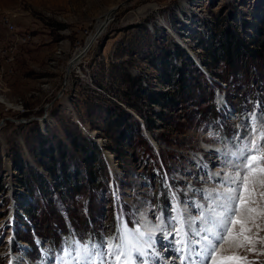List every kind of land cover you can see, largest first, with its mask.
<instances>
[{
	"label": "rangeland",
	"instance_id": "obj_1",
	"mask_svg": "<svg viewBox=\"0 0 264 264\" xmlns=\"http://www.w3.org/2000/svg\"><path fill=\"white\" fill-rule=\"evenodd\" d=\"M215 212L236 250L212 264H264V0H0V264L174 263L184 217ZM113 216L100 251L53 253Z\"/></svg>",
	"mask_w": 264,
	"mask_h": 264
},
{
	"label": "bare ground",
	"instance_id": "obj_2",
	"mask_svg": "<svg viewBox=\"0 0 264 264\" xmlns=\"http://www.w3.org/2000/svg\"><path fill=\"white\" fill-rule=\"evenodd\" d=\"M109 12H111L112 14L110 15V17L113 15V9L111 10V11H109ZM108 20L109 19H107L106 21H104V22H102L98 27H97V29H96V31L94 32V34L91 36V38H89V42L87 43V45H86V48H85V50H83L82 51V54L83 53H85L87 50H88V46H90V44H91V42H92V39H94V38H96L99 34H100V31H99V29L101 28V27H103V28H105V26H106V23L108 22ZM99 28V29H98ZM80 57V55L79 56H77V57H74L73 58V60L71 61V65H70V68L74 65V63H75V61L78 59ZM42 120V119H41ZM210 150H213V151H217L219 154H220V156H221V154H222V158L221 159H223V158H225V159H227V158H231L232 156L231 155H233L234 153H230L229 154V152H224V151H222L221 149L219 150L218 148H210ZM237 154V153H236ZM240 153L239 154H237V161H232V162H229V163H227L226 165H228L227 167H229L228 169H225V168H221L220 170L222 171V170H224V171H226L227 170V174L226 175H222V176H220V175H218V177H220V179H223V181H224V183L225 184H227V185H229V184H231V190H230V188H227V190L228 191H226L227 193H226V195L227 196H229L230 198H228V199H231L230 201L228 200V202H224V206L222 207L221 205V207L222 208H226V209H224V211H227L229 214H233V212H235V211H237L236 209H235V203L234 202H237V200L240 198V191H241V189H242V185H239V183L242 181L241 180V178H242V174H239V173H236V172H234V170H236V168L235 167H239L238 168V170H242V172H244L243 171V169H242V167H241V165L239 164V158H242V156L244 155V152L242 151V154L240 155ZM221 159H219V160H221ZM225 159H223V160H225ZM244 166V165H243ZM226 167V168H227ZM242 183V182H241ZM241 188V189H240ZM212 190V189H211ZM215 191H210V194H211V197H213V194L212 193H214ZM252 193H250V195H251ZM218 195V194H217ZM243 196H244V194H243ZM246 196H248V195H246ZM245 196V197H246ZM244 197V198H245ZM234 200V201H233ZM240 200V199H239ZM220 202V201H219ZM237 204V203H236ZM218 206V205H217ZM188 207L189 206H187L186 207V209L184 210V211H186V212H184V213H190V212H192V211H190L189 209H188ZM183 209H184V207H182ZM188 209V210H187ZM221 211V210H220ZM183 212H181V213H183ZM216 213V215H220V217H218V216H214V219H213V221L212 220H209V218H207V220H202L203 221V224L202 223H200L201 225H203V227L205 228V232H203L204 234H203V237H204V239H207V241L206 242H200L199 243V245H197V249H198V247L199 246H201V248L202 249H205V250H210V248L214 245V243H215V241H217V238L218 239H222L223 238V241L224 242H222L220 245H219V250L220 251H218L219 253V255H220V252L222 253V254H224V255H227L228 256V253L229 252H232L233 250L235 251L236 250V247L234 248V246H235V241H233L232 240V237L233 236H231L230 234L227 236V238L224 240V237H223V232H226V224H227V218H225V216L224 215H222V213L221 212H215ZM191 214V213H190ZM226 215V214H225ZM179 216V215H178ZM184 216V215H183ZM221 220H224V221H222L221 222ZM198 223V225H199V222H196L195 220H193L192 218H189V217H184V223L182 224V225H184L185 226V230H187V231H189V232H191V231H198L200 228L199 227H197L196 226V224ZM223 227V231H222V228ZM203 230V229H202ZM201 230V231H202ZM155 233H157V230H155L154 232H148V236H147V239L146 240H141L142 242L143 241H145V246L143 245V243H141V247H143L142 249L140 248V250L142 251V253H143V250H145V248H147V251H148V249H149V247L151 246L152 248H155V249H157V246H159L161 243H162V240H159L158 238H157V236H155V237H151V234L153 235V234H155ZM233 233V232H232ZM202 234V233H201ZM208 234H211L212 235V237L210 238V236H208ZM234 234V233H233ZM193 236V235H192ZM226 236V235H225ZM221 239L219 240V242L221 241ZM173 240H175V238H173ZM217 244V243H216ZM237 245V244H236ZM187 247V250L189 251V252H193L194 251V248H195V244L193 243V244H190V245H187L186 246ZM168 250L166 251V252H172L173 251V248L172 247H168L167 248ZM219 257L220 256H216L215 255V259H213V262L214 261H218V260H221V259H219ZM221 258H223V257H221ZM218 259V260H217ZM19 260V259H18ZM17 259L15 260V262L14 263H16V264H20L19 263V261H18ZM172 261H174V263L172 262H169V260H168V262L170 263V264H176V263H178L179 261H180V257L179 256H173L172 257ZM219 262V261H218ZM225 262V261H224ZM224 262H222L221 264H224ZM212 264V263H211ZM219 264V263H218ZM232 264V263H231Z\"/></svg>",
	"mask_w": 264,
	"mask_h": 264
},
{
	"label": "trees",
	"instance_id": "obj_3",
	"mask_svg": "<svg viewBox=\"0 0 264 264\" xmlns=\"http://www.w3.org/2000/svg\"><path fill=\"white\" fill-rule=\"evenodd\" d=\"M239 41L238 40H236V42L235 43H233V44H235V45H240V43H238ZM226 44V46H224V43L222 42L221 43V46H224L223 48H226L227 46H229V41L228 42H226L225 43ZM236 47L233 49V50H235L236 51ZM227 49H224V51H226ZM231 53H234V51H232V52H229V54L231 55ZM228 54V58H229V60H227V61H230V59H231V57H230V55ZM227 58V59H228ZM182 71V70H181ZM124 111H126L125 112V114L124 115H126V113H128V111L127 110H125L124 109ZM123 111V112H124ZM123 116V115H122ZM122 119H118L117 121H115V125H117V124H120L121 122H123V117H121ZM94 148L96 149V151H97V153L99 152L98 151V147L96 146V144L94 145ZM114 149V148H113ZM115 150V149H114ZM100 158V157H99ZM76 173H79V169L76 171ZM76 173L74 174V175H71L72 177V180H71V182L70 183H72V186L73 187H75L76 186V183H75V181H76ZM116 215V214H115ZM113 221H114V225H113V227H116V230H117V223H116V225H115V217L113 216ZM71 222V221H70ZM64 225H65V228H66V230L67 231H70L71 229V226L73 225L72 223H68V222H66V220H65V223H64ZM64 228V227H63ZM115 230V231H116ZM95 232V231H94ZM94 232L93 233H91V234H89V232H86V231H82V232H80V231H78V232H76V231H74L73 232V234H75L76 233V236L75 235H69V234H66L67 236H65V231L63 232L64 234H63V236H59V239H57L56 238V243H57V245H56V247H53V249H56L58 246H60V245H62L63 243H66V244H69V243H71V242H73L74 240H80L81 242H83V243H88V244H90L92 241H94V240H98L99 238H97L96 237V235L94 234ZM117 232V231H116ZM86 235V236H85Z\"/></svg>",
	"mask_w": 264,
	"mask_h": 264
},
{
	"label": "water",
	"instance_id": "obj_4",
	"mask_svg": "<svg viewBox=\"0 0 264 264\" xmlns=\"http://www.w3.org/2000/svg\"><path fill=\"white\" fill-rule=\"evenodd\" d=\"M114 10V9H113ZM109 21V20H108ZM99 29V28H98ZM101 29H104L103 27H101L100 29H99V31L101 32Z\"/></svg>",
	"mask_w": 264,
	"mask_h": 264
}]
</instances>
